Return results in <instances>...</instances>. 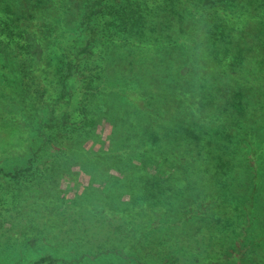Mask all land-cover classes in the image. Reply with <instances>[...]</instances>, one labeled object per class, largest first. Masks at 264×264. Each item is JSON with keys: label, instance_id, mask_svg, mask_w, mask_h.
I'll use <instances>...</instances> for the list:
<instances>
[{"label": "trees", "instance_id": "obj_1", "mask_svg": "<svg viewBox=\"0 0 264 264\" xmlns=\"http://www.w3.org/2000/svg\"><path fill=\"white\" fill-rule=\"evenodd\" d=\"M68 12L60 1L0 0V84L29 133L20 157L0 161V176L43 188V177L69 160L91 168L103 155L118 157L121 132L102 154L95 134L116 93L138 122L128 241L143 257L131 250V264H264V141L249 138L246 119L264 101V77L252 89L229 75L219 54L204 58L218 44L212 40L232 41L225 49L240 56L257 45L250 49L260 56L264 0H85L71 27ZM246 29L256 40L238 38ZM112 43L121 46L115 53L131 50V86L130 76L103 79V50ZM22 186L0 190V207L24 197ZM54 260L48 254L35 264Z\"/></svg>", "mask_w": 264, "mask_h": 264}, {"label": "rangeland", "instance_id": "obj_2", "mask_svg": "<svg viewBox=\"0 0 264 264\" xmlns=\"http://www.w3.org/2000/svg\"><path fill=\"white\" fill-rule=\"evenodd\" d=\"M54 1L62 2L63 6L69 10L68 14H74L68 16V27L75 23V16L80 15L85 6V0ZM229 33H232V29H225L223 35ZM247 34L255 40L258 35L256 31L246 29L243 33H238V38L244 39ZM212 41L218 44H213V53L204 55L205 60H209L212 54H219V59L222 58V61L227 63L225 69L229 71V75L233 78L238 77L241 83L254 89L258 77H264V71H262L264 70V52L256 56L250 48L256 49L257 45H252L249 51L247 50L240 56L234 52L232 47L225 49L224 46H228L232 41L227 43L220 40ZM236 42L246 44L244 40ZM236 42L234 41V44ZM254 43L258 42L254 41ZM120 47L112 43L103 50V65L106 66L104 67V80L106 77L127 80V77L131 75L128 70L131 69L128 64V61H131V50L129 52L119 50L115 53L114 49ZM261 50L264 51V46ZM110 52L114 53V57L108 60L107 53L110 55ZM154 55L145 57L151 59ZM211 60L214 59L211 58ZM234 72L237 73L234 74ZM128 84L131 86V76ZM114 86L117 87L115 83ZM123 86L127 87V85ZM150 88L151 91H158L156 87L150 86ZM120 90L118 88V91ZM122 91L126 92L127 89L122 88ZM247 93L248 100L245 106L251 109L253 95L249 97V92ZM114 95L117 94L110 93L109 106H102L111 112L110 120L107 121L104 129H102L104 124H99L95 134H101V136L98 135L100 138L97 141L100 146L98 145L96 149L97 153L102 154L111 152L108 140L116 138L117 133L121 132L122 139L126 141L123 144V140L121 141L120 145L122 144L123 148L118 153V157H114L113 154L103 155V158L100 156L103 161L92 165L91 168L89 166L75 167L72 160H69L62 170L49 172L45 175L46 177H43L45 180L43 188L35 187L33 183L29 184L26 180L18 182L0 176L1 191L12 186V182L21 183L25 195L23 197L22 194H17L15 201L0 207V264H35L48 254L57 259L53 264H131V250L134 249L129 245L128 239H131V212L136 209V205L133 206L131 202L133 191L131 186V128L135 127L138 122L136 115H133L132 120L131 114L129 115V112H132L131 104L129 109L123 108L121 101L114 100ZM7 96V90L0 84L1 163L20 157L25 148L27 149L29 138L23 119L18 115L17 109L10 103ZM155 100L152 99V102ZM255 100L258 101L256 98ZM263 112L264 101L262 100L260 105L252 108L253 115L246 118L250 122L247 131L249 138L256 144H260L261 140L264 141V129L261 127L257 130L252 121L253 118L260 120L262 118L260 113L263 114ZM114 158L121 161L114 160ZM111 175L114 179L108 180ZM20 195L22 196L19 198ZM63 205L68 207L64 217L59 216L62 210L59 213L56 212V209ZM98 242H102L105 246L97 244ZM101 249H108L109 252L98 254ZM133 253L135 257H143L140 250H134ZM143 259L146 260V258ZM156 263L160 262L156 260ZM39 264L49 263L46 261ZM164 264L170 263L167 261Z\"/></svg>", "mask_w": 264, "mask_h": 264}]
</instances>
